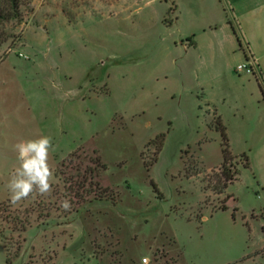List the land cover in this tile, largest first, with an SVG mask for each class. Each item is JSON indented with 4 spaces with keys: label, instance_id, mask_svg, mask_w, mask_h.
<instances>
[{
    "label": "rangeland",
    "instance_id": "374dc122",
    "mask_svg": "<svg viewBox=\"0 0 264 264\" xmlns=\"http://www.w3.org/2000/svg\"><path fill=\"white\" fill-rule=\"evenodd\" d=\"M17 5L0 0V264H264V137L216 100L252 76L209 43V0ZM218 116L240 171L222 192ZM40 136L53 191L13 205L14 145Z\"/></svg>",
    "mask_w": 264,
    "mask_h": 264
},
{
    "label": "crops",
    "instance_id": "0c3cea01",
    "mask_svg": "<svg viewBox=\"0 0 264 264\" xmlns=\"http://www.w3.org/2000/svg\"><path fill=\"white\" fill-rule=\"evenodd\" d=\"M209 4V9H207L209 17L203 28H205V31L208 30L212 33L209 42L211 46H218L221 48L222 53H225L228 44L236 45L238 43L239 50L243 53L242 59L246 61L238 65L246 64L253 69V71H248L246 69H238L237 66L238 71L245 70L252 76L253 81H249L251 85L249 87L242 86L240 90L225 91L216 100H221L224 103L229 102L236 109L238 115L234 116V122L243 128L241 133L246 134L247 130L245 127L251 125L256 127L257 130H252L250 135L263 138L264 94L260 89L253 66L258 68L264 81V0H209ZM233 26L236 28L237 34L234 32ZM193 37L186 39L190 46H196V41ZM238 37L247 48L249 53L248 60L245 57L244 50L240 48ZM213 102L215 101H210L209 105ZM249 108L251 110L254 109L255 113L249 114ZM214 111L217 114V109L215 110L214 108ZM221 119L229 131L230 122L226 118ZM261 189L264 191V187Z\"/></svg>",
    "mask_w": 264,
    "mask_h": 264
},
{
    "label": "clouds",
    "instance_id": "9594fccd",
    "mask_svg": "<svg viewBox=\"0 0 264 264\" xmlns=\"http://www.w3.org/2000/svg\"><path fill=\"white\" fill-rule=\"evenodd\" d=\"M14 149L19 164L6 185L10 202L18 205L30 196H49L55 183L54 170L49 163L50 153L55 151L51 137L21 140ZM60 206L66 211L71 208L67 199L62 200ZM142 264H149V258H142Z\"/></svg>",
    "mask_w": 264,
    "mask_h": 264
},
{
    "label": "trees",
    "instance_id": "16d2710c",
    "mask_svg": "<svg viewBox=\"0 0 264 264\" xmlns=\"http://www.w3.org/2000/svg\"><path fill=\"white\" fill-rule=\"evenodd\" d=\"M17 10H18L17 0H14V17L17 16V14L15 13V11H17ZM4 17H5L4 14L0 11V18H4ZM233 30L237 34V30L234 26H233ZM238 40H239L240 48L242 50H244L242 42L239 39V37H238ZM244 53H245L246 59L248 60L249 59V53L246 50H244ZM254 73H255V71H254ZM259 74L256 73V77L258 79L260 89L262 90V92L264 94V81H263L262 77H260L261 74L260 75ZM216 128L220 131L221 136H222V140H223L222 141L223 161L221 163L220 173H219L224 178V182L222 183V186L220 187V189H221L220 191L222 192V191L226 190L230 184L234 183V181H236L238 179V174L240 171L237 169L232 170L230 167H228V165L229 164L231 165V162L233 160H235L237 158V156H235L233 154V152L230 148V142H229V138H228L227 131H226L227 129H226V126L224 125L220 116H218V121H216ZM241 157H243L245 159L243 166L244 167H250V160H249L248 155L246 153H243L241 155ZM153 186L156 190H158V186L154 182H153ZM222 209L223 210L228 209V206L226 203L223 204ZM236 210H237V208H234L233 216H235ZM22 227H23L22 230L26 229L24 224ZM262 231L264 233V224L262 225ZM12 261H13V258L11 257V254L9 252V248L7 247L6 263L7 264H13Z\"/></svg>",
    "mask_w": 264,
    "mask_h": 264
},
{
    "label": "built area",
    "instance_id": "2783aa9c",
    "mask_svg": "<svg viewBox=\"0 0 264 264\" xmlns=\"http://www.w3.org/2000/svg\"><path fill=\"white\" fill-rule=\"evenodd\" d=\"M238 69H246L248 71H253V69L251 67H249L248 65H246V64L238 65Z\"/></svg>",
    "mask_w": 264,
    "mask_h": 264
}]
</instances>
